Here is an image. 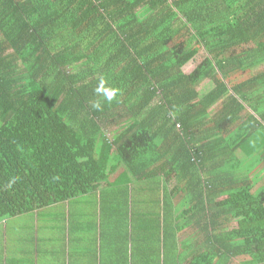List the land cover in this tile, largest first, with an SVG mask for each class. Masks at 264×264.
Listing matches in <instances>:
<instances>
[{"label":"trees","instance_id":"16d2710c","mask_svg":"<svg viewBox=\"0 0 264 264\" xmlns=\"http://www.w3.org/2000/svg\"><path fill=\"white\" fill-rule=\"evenodd\" d=\"M5 224L113 264H264V0H0Z\"/></svg>","mask_w":264,"mask_h":264},{"label":"crops","instance_id":"0c3cea01","mask_svg":"<svg viewBox=\"0 0 264 264\" xmlns=\"http://www.w3.org/2000/svg\"><path fill=\"white\" fill-rule=\"evenodd\" d=\"M37 221H39L38 218H36ZM43 228V230L37 228L35 231L22 230L25 236H29V240L24 241L21 240L22 234L17 233L16 230L13 231V228L5 224L2 235L0 234L2 236L0 264H113L100 243L92 242L95 244H92L90 248L92 251L97 250L96 254L86 255L84 245L71 247L67 244L68 241L65 238L69 237L67 231V234L62 237L57 232L54 234L46 227ZM248 259L249 257H245L237 264H245ZM229 264H235V260L230 261Z\"/></svg>","mask_w":264,"mask_h":264},{"label":"rangeland","instance_id":"374dc122","mask_svg":"<svg viewBox=\"0 0 264 264\" xmlns=\"http://www.w3.org/2000/svg\"><path fill=\"white\" fill-rule=\"evenodd\" d=\"M210 64H211V60H210L209 56H207V53L205 52V50H200L198 53V56L196 57L194 62L187 67L186 72L187 73L195 72V77L198 78L199 77L198 75H202L203 71ZM238 75H239V78H241V77L243 78V77L247 76V74L244 72H241ZM213 87H214L213 81L208 80V79L203 80L197 84V89H198L200 95L206 93L207 91H209ZM219 106H220V103L218 102L217 104H214L211 109L214 111L217 108H219ZM56 232H53V233L55 234ZM244 259H245V256L240 255V256L234 257L233 259H231V261L235 260V264H237L238 262H241V260H244ZM229 263L230 262H228V264Z\"/></svg>","mask_w":264,"mask_h":264},{"label":"clouds","instance_id":"9594fccd","mask_svg":"<svg viewBox=\"0 0 264 264\" xmlns=\"http://www.w3.org/2000/svg\"><path fill=\"white\" fill-rule=\"evenodd\" d=\"M118 89L114 88V87H110L107 85L106 81L101 78L97 87L95 88V93L98 94L99 96H102L105 100H107L108 102H111L118 93ZM221 104V102H219ZM217 104V103H216ZM92 106L94 108L99 109L101 107V103L99 100H96L92 103ZM213 107V106H212ZM211 107V108H212ZM210 111H213L212 109H210ZM16 181V178L13 177L9 182H8V187H11L12 184H14Z\"/></svg>","mask_w":264,"mask_h":264}]
</instances>
